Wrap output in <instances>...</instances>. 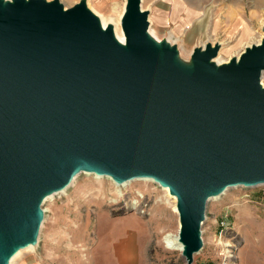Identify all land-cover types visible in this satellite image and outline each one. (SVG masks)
I'll return each instance as SVG.
<instances>
[{
  "label": "water",
  "instance_id": "1",
  "mask_svg": "<svg viewBox=\"0 0 264 264\" xmlns=\"http://www.w3.org/2000/svg\"><path fill=\"white\" fill-rule=\"evenodd\" d=\"M120 23L125 45L84 0H0V264L80 171L168 188L187 264L209 198L264 185V41L218 67L195 49L188 70L149 40L140 0Z\"/></svg>",
  "mask_w": 264,
  "mask_h": 264
},
{
  "label": "rangeland",
  "instance_id": "2",
  "mask_svg": "<svg viewBox=\"0 0 264 264\" xmlns=\"http://www.w3.org/2000/svg\"><path fill=\"white\" fill-rule=\"evenodd\" d=\"M64 1L67 7L73 6ZM125 3L89 0L87 7L118 22L121 29ZM141 8L147 9V21L160 37L171 33L189 51L208 40L223 43L217 48L222 49L224 61L251 43L264 41V0H143ZM94 174L81 173L74 185L41 205L43 225L37 243L13 264H91L100 237L117 243L125 239V231L138 233L140 228L146 234L136 244L147 264H187L179 251L163 242L166 234L176 235L178 222L172 199L160 185L133 181L118 187L106 175ZM245 230L258 240L254 244L264 260V185L230 187L207 201L201 226L203 245L192 264H239V249L249 238L243 235ZM227 250L234 253L232 258L227 257ZM98 264L106 263L99 260Z\"/></svg>",
  "mask_w": 264,
  "mask_h": 264
},
{
  "label": "bare ground",
  "instance_id": "3",
  "mask_svg": "<svg viewBox=\"0 0 264 264\" xmlns=\"http://www.w3.org/2000/svg\"><path fill=\"white\" fill-rule=\"evenodd\" d=\"M4 1H7V0H4ZM60 3H62L64 9L67 8V4H65V1L64 0H59ZM85 1V4H86V7L89 6V0H84ZM143 2V0H140V10L142 12H147V9H143L141 8V3ZM126 5V3H125ZM125 5H124V10H123V13L125 11ZM88 8V7H87ZM91 11V10H90ZM91 13L93 15H95V17L98 19L100 25H101V28L103 30H105L107 27H110L111 30H112V33H113V37L115 38V40L121 44V45H125V37H124V34L122 32V29H119V25H118V22H115L114 20H106L104 19L102 16L98 15L95 11H91ZM123 13L121 14V17L123 15ZM121 17H120V20H121ZM119 20V22H120ZM149 22H150V28L148 27L147 28V35H148V38L149 40L157 47H161V46H167L168 48H173L175 49L176 51V58H175V61L177 63H179L182 67H184L185 69H188L190 70L192 68V63H191V54L193 53V51L195 49H201V50H204L206 48L207 45L211 46L212 48L213 47H221V45H224L223 43H219V42H215L213 41L212 43H208V41L204 42L200 47H195L193 48L192 50H188L186 47L183 46L182 42H180L178 39L174 38L171 33H168V36H164V37H160V35L157 34V31L155 29H153L152 25H151V21L150 19H148ZM148 22V23H149ZM264 27V26H263ZM262 27V28H263ZM264 30V29H263ZM261 41L262 40H258L255 44L254 43H251L250 45L246 46L245 48H243V52L246 50V49H250L252 48L253 46H258L261 44ZM194 47V46H193ZM222 50V49H221ZM221 50H218V53L216 54V56L214 58H212L210 60L211 63H213L215 66H221V65H225V64H228L230 63V61H235V62H238L239 61V58H240V55L241 54H233L231 55L227 60H222V56L220 54ZM235 55V56H234ZM264 74V70L261 72V76H260V83L261 85L264 87V83L261 82L262 81V76ZM81 173H85V171H80L78 173H76L75 175H73V177L71 178L70 182L65 186L63 187L62 189L60 190H55V191H51L49 193H47L44 198L42 199V203L41 205L48 199L50 198H53L54 195H57V194H60L62 192H65L67 190L68 187L72 186L75 184V182L77 181L78 179V176L81 174ZM95 175V174H94ZM102 177V176H101ZM99 176V178H101ZM106 178H108L114 185L118 186V187H125L127 184L133 182V181H147V182H155L153 181V179L151 178H136V179H133V180H127V181H124V182H121V183H117L115 181H113L109 176H106ZM156 183V182H155ZM158 184V183H156ZM159 185V184H158ZM160 188L165 192L167 193V195L170 197V199H172V212L176 214V217H177V222H178V227H177V233L176 235H171V234H166L164 237H163V242L165 244V246L169 249H172V250H176V251H179L181 255H183V246L180 244L179 240H178V230H179V220H178V212L176 210V199L174 196L170 195L169 193V190L168 188L166 187H162L160 186ZM226 191V190H225ZM224 192H222L221 194L219 195H216V196H213V197H210L209 200H214V199H217L220 195H223ZM41 212L43 213V211L41 210ZM42 225L43 223L41 222L40 225H39V231H38V235H39V232L42 228ZM37 239L38 237L36 238V243H37ZM34 247V243L32 244H29L23 248H19L14 254H12L10 256V258L8 259V262L7 264H13L16 259L21 256V253L23 251H26V250H31L33 249Z\"/></svg>",
  "mask_w": 264,
  "mask_h": 264
},
{
  "label": "crops",
  "instance_id": "4",
  "mask_svg": "<svg viewBox=\"0 0 264 264\" xmlns=\"http://www.w3.org/2000/svg\"><path fill=\"white\" fill-rule=\"evenodd\" d=\"M51 1V0H46ZM69 3L76 4L80 0H67ZM140 228V227H139ZM143 232V233H142ZM244 231L243 235L249 237L246 240V244L239 249V264H264V260L261 257V249L250 237L253 233ZM146 234L144 230L137 233L135 230L125 231V239L121 242H105L101 237L99 239L98 251L93 252L91 256V264H98L99 260H102L106 264H147L143 251L137 246L136 242ZM260 241H262L260 239Z\"/></svg>",
  "mask_w": 264,
  "mask_h": 264
},
{
  "label": "built area",
  "instance_id": "5",
  "mask_svg": "<svg viewBox=\"0 0 264 264\" xmlns=\"http://www.w3.org/2000/svg\"><path fill=\"white\" fill-rule=\"evenodd\" d=\"M220 225H221L222 227H223V226H226V225H224L223 222H221ZM225 228H226V227H225ZM227 252H228L227 257H228V258H232V256H233L234 253H233L232 251L229 252V250H227ZM228 263H229V262H228ZM223 264H227V263L224 262Z\"/></svg>",
  "mask_w": 264,
  "mask_h": 264
}]
</instances>
